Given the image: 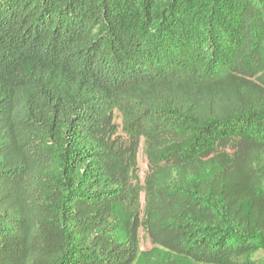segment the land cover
<instances>
[{
    "label": "trees",
    "instance_id": "1",
    "mask_svg": "<svg viewBox=\"0 0 264 264\" xmlns=\"http://www.w3.org/2000/svg\"><path fill=\"white\" fill-rule=\"evenodd\" d=\"M0 264H264V0H0Z\"/></svg>",
    "mask_w": 264,
    "mask_h": 264
},
{
    "label": "rangeland",
    "instance_id": "2",
    "mask_svg": "<svg viewBox=\"0 0 264 264\" xmlns=\"http://www.w3.org/2000/svg\"><path fill=\"white\" fill-rule=\"evenodd\" d=\"M118 122V120H117ZM137 162H138V175L140 178V184L142 185L144 176L147 171V162L146 157L143 153V144L141 142L138 153H137ZM141 202L143 203V193L140 195ZM139 237V245L142 250H149L153 247L152 243L150 242L149 238L146 236L144 231L140 228L138 232Z\"/></svg>",
    "mask_w": 264,
    "mask_h": 264
}]
</instances>
